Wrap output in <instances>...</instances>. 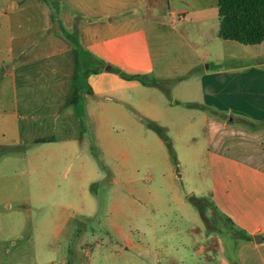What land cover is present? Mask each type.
Here are the masks:
<instances>
[{
    "label": "rangeland",
    "instance_id": "obj_1",
    "mask_svg": "<svg viewBox=\"0 0 264 264\" xmlns=\"http://www.w3.org/2000/svg\"><path fill=\"white\" fill-rule=\"evenodd\" d=\"M6 3L25 8L35 5L33 26L32 13L28 19L26 12L19 14V20L25 24L19 33L28 30L29 35H34L25 44H19L18 63L26 62L25 69L30 71L29 74L33 71L35 81L40 79V73L49 72L51 87L45 92V99L49 97L51 105L58 106L65 103L66 94L67 99L76 101L79 118V124L75 120L67 124L65 113L56 117L58 110L51 109L49 157L46 156L44 162L42 156L35 159L36 164L44 166V173L41 170L36 176L49 182L44 224L42 215L33 212L31 218L29 212L25 225H19L24 240H17V263H184L199 259L197 252L209 238L212 242H222L228 255L232 253L237 232L203 199L202 193L210 190V183H207L209 189L198 185L200 180L205 181L207 177H203L209 172L207 127L204 124L190 126L189 134L196 137L193 143L197 158L193 162L191 152L184 150L186 139L177 142L181 126L176 119L173 122L172 112L177 111L179 118L188 113L176 106L177 101L186 97V83L179 81L180 78L160 80L159 85L153 86L156 92L153 101L147 99L146 105L141 107L133 102L131 105L126 103L121 112L116 111L114 122L102 123L91 113L101 115L98 106L120 108L117 105L120 100L115 94L106 92L89 99L84 96L86 76L98 67L96 58L85 44L86 38H83L85 29L81 27L86 21L85 16L79 14L77 19H72V0L60 3L56 0H3L4 6ZM60 5L61 14L58 12ZM46 6L51 7L53 19L68 15L65 23L73 21L80 28L77 34L64 26L48 31V17L43 11ZM126 17V14L116 13L104 24L95 17L92 27H105L107 23L117 26ZM111 19L114 21L110 23ZM28 21L30 24L27 25ZM103 26L99 36L105 33ZM218 28L219 23L217 28L202 33L188 23L174 25L173 29L161 26L160 35L154 29L150 31L149 42L156 70H169V75L173 76L187 68L188 60L194 58L189 45L200 53L209 47L206 45L208 39H215ZM48 33L52 37L51 44ZM66 33L72 37L67 39ZM120 78L128 81L124 75ZM156 79L157 75L149 80ZM35 94L39 93L35 90ZM126 109L140 118V123L128 124L122 113ZM66 111L70 110L67 108ZM152 126L162 129L167 143ZM76 128L81 129L82 134L76 132ZM80 136L84 139L76 150L81 142L74 138ZM112 178L119 183L112 184ZM192 198L202 201L203 215Z\"/></svg>",
    "mask_w": 264,
    "mask_h": 264
},
{
    "label": "crops",
    "instance_id": "obj_2",
    "mask_svg": "<svg viewBox=\"0 0 264 264\" xmlns=\"http://www.w3.org/2000/svg\"><path fill=\"white\" fill-rule=\"evenodd\" d=\"M72 1V19H77L79 14L85 16L81 27L85 29L83 38L98 64L86 76L84 96L89 99L106 92L115 94L120 100L117 103L120 108L98 106L101 115L91 113L94 119L107 124L114 122L116 111L121 112L126 103L133 102L141 107L146 105L147 99L153 101L156 95L153 86L159 85L160 80L180 78L179 81L186 83V97L177 101L176 106L188 113L179 118L178 112L173 111L172 119L181 126L177 142L186 139L184 150L191 152V162L197 154L193 143L196 137L189 134L190 126L204 124L207 127L209 172L203 177H207L205 181L200 180L198 185L208 188L207 183H210V190L202 193L203 199L225 221L232 222L237 232L233 254L228 255L222 242H212L209 238L197 252L199 259L171 264H264V41L246 46L220 39L218 0ZM48 6L43 8L48 17V31L64 26L77 34L80 28L73 21L65 23L68 15L53 19ZM34 7H16L8 3L4 6L0 0V264H18L17 240H24L19 225H25L29 212L31 218L33 212L42 215L44 224L49 182L36 176L41 170L44 173V166L36 164L35 159L42 156L44 162L45 157H49L51 109L59 111L56 117L65 113L67 124L73 120L79 124L76 101L67 99L64 94L65 103L52 106L49 97L45 99V92L51 87L49 72L40 73V79L35 81L33 71L29 74L25 69L26 62L18 63L19 44H25L34 35H29L28 30L19 33L20 28L25 27L19 14L26 12L28 19L32 13L33 26ZM58 12H63L61 5ZM116 13L127 15L117 26L107 23L105 27H92L93 18L104 24ZM113 21L111 19L110 23ZM188 23L202 33L217 28L218 23L219 28L215 39L211 37L206 41L209 47L200 53L189 45L194 58L174 77L169 75V70H156L149 32L154 29L160 35L161 26L173 29L174 25ZM102 26L105 33L99 36ZM71 37L72 34L66 33L67 39ZM51 38L49 34L50 44ZM118 75L130 78L127 81ZM155 75L158 79L149 80ZM35 90L39 94L36 95ZM67 108L70 111H66ZM122 113L128 124L140 123V118L127 109ZM249 124L254 128H249ZM76 132L82 130L76 128ZM83 139L82 136L74 138L81 142L76 150L82 146ZM113 183L119 182L112 178ZM44 236L42 232L43 241ZM256 237L259 239L255 240Z\"/></svg>",
    "mask_w": 264,
    "mask_h": 264
},
{
    "label": "trees",
    "instance_id": "obj_3",
    "mask_svg": "<svg viewBox=\"0 0 264 264\" xmlns=\"http://www.w3.org/2000/svg\"><path fill=\"white\" fill-rule=\"evenodd\" d=\"M220 18L219 38L223 41H231L241 45L254 46L264 41V0H218ZM127 78H130L124 75ZM254 128L253 124L247 125ZM153 129L167 143L163 131L157 126ZM200 213L204 214L202 201L192 198ZM227 222L235 230L232 222ZM237 235V234H236Z\"/></svg>",
    "mask_w": 264,
    "mask_h": 264
},
{
    "label": "water",
    "instance_id": "obj_4",
    "mask_svg": "<svg viewBox=\"0 0 264 264\" xmlns=\"http://www.w3.org/2000/svg\"><path fill=\"white\" fill-rule=\"evenodd\" d=\"M229 122H231V120H229ZM258 239H259L258 237L255 238V240H258Z\"/></svg>",
    "mask_w": 264,
    "mask_h": 264
}]
</instances>
